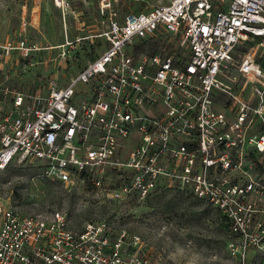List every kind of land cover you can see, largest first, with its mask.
<instances>
[{
	"label": "built area",
	"instance_id": "1",
	"mask_svg": "<svg viewBox=\"0 0 264 264\" xmlns=\"http://www.w3.org/2000/svg\"><path fill=\"white\" fill-rule=\"evenodd\" d=\"M52 1L63 43H32L28 28L37 26L25 20L17 40L0 42V169L38 165L44 178L87 183L127 204L187 190L224 219L237 264L250 255L264 264V0H171L121 20L111 0H99L108 22L74 40L66 18L84 0ZM88 27L96 25L77 29ZM161 36L164 46L141 50ZM48 49L66 62L99 55L67 85L10 88ZM115 223L78 231L61 211L25 214L0 200V264H166Z\"/></svg>",
	"mask_w": 264,
	"mask_h": 264
},
{
	"label": "rangeland",
	"instance_id": "2",
	"mask_svg": "<svg viewBox=\"0 0 264 264\" xmlns=\"http://www.w3.org/2000/svg\"><path fill=\"white\" fill-rule=\"evenodd\" d=\"M111 1L118 13V20L127 13H137L171 2L146 0L143 4L134 0ZM72 6L73 13L66 18L70 40L78 35H88L90 28L99 30L102 22H108L98 13L99 0H84ZM24 20L37 26V29L28 28L27 37L32 43L42 47L55 46L66 39L63 15L52 0H0V42L17 40ZM80 22L96 27H88L85 32H80L77 29ZM168 39L161 36L139 44L141 50H158ZM134 43H138V40ZM59 52V49L35 52L34 61L39 60V63L23 73L22 78L11 79L8 82L10 88L32 92L37 84L53 78H57L61 86L67 85L72 77L99 55V51L88 52L87 55L83 53L78 60L66 62L58 58ZM80 88L77 90L81 91ZM2 105L7 107L10 101ZM40 173L38 165L20 163L0 169V200L9 201L25 214L49 216L61 211L67 215L70 227L78 231L88 221L114 220L116 231L126 228L130 234L141 236L147 250L165 254L166 264H237L229 251L233 238L224 219L206 201L194 197L187 190L163 188L139 204L135 199L127 204L107 199L87 183L66 187L40 176ZM248 260L250 264H260L263 257L250 255Z\"/></svg>",
	"mask_w": 264,
	"mask_h": 264
},
{
	"label": "crops",
	"instance_id": "3",
	"mask_svg": "<svg viewBox=\"0 0 264 264\" xmlns=\"http://www.w3.org/2000/svg\"><path fill=\"white\" fill-rule=\"evenodd\" d=\"M19 78H22V76H20Z\"/></svg>",
	"mask_w": 264,
	"mask_h": 264
}]
</instances>
